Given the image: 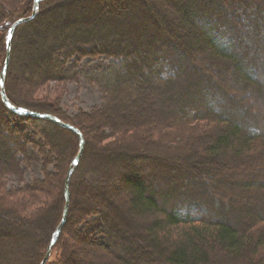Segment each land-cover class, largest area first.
<instances>
[{
    "label": "trees",
    "instance_id": "1",
    "mask_svg": "<svg viewBox=\"0 0 264 264\" xmlns=\"http://www.w3.org/2000/svg\"><path fill=\"white\" fill-rule=\"evenodd\" d=\"M33 6L34 0L19 16L0 0V72L7 54V29L15 20L30 15ZM48 30H59L61 37L51 36ZM39 39L48 47L46 51L32 50L42 69L34 66L31 76L26 71L25 84H21L27 91L47 83H78L77 73L65 68L72 58L105 56L120 62L93 74L91 82L99 86L104 104L87 117L103 138H93L92 148L118 155L123 159L120 168L110 166L107 173L98 170L99 175L86 171L98 169L89 168L91 157L82 166L88 146L86 130L54 111L22 103L10 93L13 81L20 84L13 70L20 45H36ZM201 52L210 53V63L203 60ZM251 69L255 72L250 73ZM235 76L243 88L234 81ZM262 85L264 0L41 1L37 15L15 30L6 91L14 104L54 114L76 126L86 139L71 177L69 214L52 248L59 254L53 264H235L242 256H248L250 264H264V179L260 178L264 174V122H260L264 91H256ZM120 93L139 98L128 114L120 112ZM150 93L155 103L146 102ZM0 107L1 113H11L1 95ZM23 118L50 123L61 134L68 131L77 143L67 166L52 173L47 166L54 159L61 160L47 137L45 145L50 152L23 135L15 136L9 123L0 118V264H5L2 259L5 243L12 239L10 230L21 233L19 237L34 248L36 229L46 225L54 208L56 219L59 211L58 219L33 261L41 263L61 220L65 178L79 149V138L71 130L48 120ZM186 128L190 132L183 140L177 133L186 132ZM109 138L113 139L103 146ZM28 143L40 147L44 170L42 179L24 183L19 157L27 159ZM218 158H224L229 170L211 161L207 170L209 176L222 174V181L209 179L196 166L201 159ZM165 167L183 171L188 179L165 176ZM113 174L127 200L125 211L141 218L144 234L130 233L127 225L121 233L117 226L120 214L112 215L110 202L105 200L85 208L77 206L71 212L75 192L80 191L79 176L85 178V186H93L92 181H108ZM9 175H15L23 185L7 188ZM101 192L95 195L107 193ZM73 214L77 221L67 227ZM93 215L102 219L103 240H96L92 232L77 231L79 223ZM77 244L81 245L79 251L90 257H74ZM218 250L225 256L216 257ZM46 264H51L50 260Z\"/></svg>",
    "mask_w": 264,
    "mask_h": 264
},
{
    "label": "rangeland",
    "instance_id": "2",
    "mask_svg": "<svg viewBox=\"0 0 264 264\" xmlns=\"http://www.w3.org/2000/svg\"><path fill=\"white\" fill-rule=\"evenodd\" d=\"M3 1L5 2L8 8H10L12 11H17L18 15L20 16L23 15V13H25L27 9H29L30 3L33 0H3ZM72 13L73 14L77 13L76 9ZM52 15L54 16L57 14L53 13ZM59 15L60 14H58L57 16ZM62 18L64 19L65 17ZM61 24H64V22H62ZM49 32L51 36L61 37L59 30L56 31L48 30V33ZM40 39L38 40L39 43V44L37 43L38 45L32 43H30L27 47H24L25 43H23V46L20 45L21 52L20 55H18V57L15 60V68L13 69L15 74V80L20 84L16 86L13 81L12 85H10L12 89V91L9 90L10 93L12 92V94L18 99V101L22 103H27L40 109H49L51 111H54L60 114L61 118L66 119L68 121H72L82 126L86 130L88 134V146L84 153V163L82 166H85V161L87 162L91 157V159L89 160L91 162L89 164L90 165L89 168L90 167L98 168V169L91 168V169H87L86 171H95L99 175L100 174L99 171L107 173L106 170L110 169L111 167L114 169L118 168L122 163L121 162L123 160L122 158H120L118 155L115 154H109L108 151L102 152L100 150H96L92 148L93 138L96 139L100 137L101 139L102 136H100L98 130H95L92 127V125L88 123L87 117L92 111H94L96 108L101 107L104 104V95L101 92L99 86L96 83L91 82V78L93 74L106 72L114 65H119L120 62L118 60H115L114 58H107L105 56L86 57L82 60H76V58H72L65 63V68L69 70L70 73L73 72L77 73L79 77L78 83L75 81L47 83V85H43L38 89H31L27 91L24 88H22L23 86L22 84H25L23 76L25 77L27 76L26 71H28V73L31 76V74L33 73L32 68L34 66L38 69H42V67L40 66L41 63L40 58H38L35 54H33L32 50L33 49L36 50L38 48V50L46 51L48 47L47 44L42 45L43 41ZM47 43L50 44L49 39H47ZM200 55L203 56L204 61H207L209 63L211 62V59L209 58L210 56L209 52H201ZM247 63L248 62H246V64ZM224 70L225 72L227 71L226 68ZM254 72H255L254 69L250 70V73H254ZM234 81L236 83H239L241 86L242 82L238 78V76H235ZM244 91L246 90H243V92ZM256 91L258 94L263 93L264 85H262L261 90L256 89ZM137 99L139 98L138 97L135 98L133 95H130V93L129 94L120 93L119 95H117V101L120 100L121 102H123V107H121L122 109L120 112L128 114L129 110L131 109L133 110L132 105L133 103H136ZM153 99L154 96L153 94L150 93L149 100H147L146 102L153 101ZM143 103H145V101ZM0 118L5 120L7 123H9L11 129L13 130V134L15 136L20 137L23 135L25 138L29 140H33L36 144H39L41 148L42 147L44 148V150L50 152V147L48 145H45V138L47 137L49 141L48 143H51L54 150L60 156V157L58 156L59 160H61L60 163V162H56L54 159L53 164L47 166V169L50 172L57 173L59 171L57 170L59 166H60L59 167L60 170L64 169V167L67 166L70 157L75 151L76 143H77L76 137L73 136L70 132L64 131L61 134L60 131H58L57 127L53 126L50 123L43 122L40 120L25 119L22 116H18L16 114H12L8 112L3 114L1 113V107H0ZM260 122L261 124L262 122H264V118L261 115H260ZM192 128H196V126H193ZM189 132L190 130H187L186 128V132L185 131L182 132V130H179L177 134H180V136L184 140V138L187 139L188 137L187 135H189L188 134ZM111 139L110 138L104 139L105 142L102 143V145L104 146V144H108L111 141ZM36 144L28 143L27 159H24L23 157H19L22 162V167L24 169V183H30L35 179L43 178L44 167L42 163V156L40 154V147ZM150 148L153 149V147ZM51 157H54V155H52ZM110 160L112 161L110 162ZM137 161L138 160H136V162ZM209 161L213 162V165H215L216 167L217 166L219 167L223 166V168L228 167L227 163H225L224 161V158L221 159L218 158L215 160L201 159L199 162H197L196 166L204 174L207 173L206 174L207 176H209L210 173V171L207 170V168L211 165ZM102 165H104V168H102ZM82 168L83 167H81V169ZM165 169H166L165 172H163L165 176L182 175L186 178V180L188 179V177L184 174L183 171L179 172L178 170H174V169L169 171L167 170V167H165ZM226 170L228 171L229 169ZM79 173H77L76 176H78ZM76 176L74 177L75 181L77 178ZM209 177H210L209 179L215 178L217 181L224 180V176H222V174L220 173L214 172ZM260 178L264 179V174L260 176ZM77 179L79 180L82 179L81 180L82 182H79V186H78L79 187L78 189L80 191L77 193L75 192L74 195L75 201L73 202V209L71 210V212H73L77 206L80 208H85L89 203L94 202L96 204L98 203V201L103 202L105 200L107 203L110 202L111 206L108 207V210L112 211L111 213L112 215L115 216V213H117L118 215L120 214L118 220L119 219L121 220L119 221L121 224L120 226L119 225L117 226L121 233L123 232L125 225L130 226L129 227L130 233H134L135 235H137V233H141V234L145 233V232L143 233L142 228L139 225L141 218L134 216V214H129L128 211H125L124 207L127 204V200H125V195H123L122 193L123 189L118 186L119 179L117 175L113 174V176L110 178V180L108 179V181L107 180L103 182L92 181L91 183L93 186H85L84 185L85 183H83V181H85L84 177L81 178V176H79V178ZM225 184L229 185L227 184V182H225ZM6 185L7 188L19 187L23 185V182L19 181L15 175H9L6 179ZM101 191L107 193L101 196L95 195L96 192L99 193ZM78 202L80 204H78ZM0 211L2 212L1 207H0ZM55 215H56V211L53 208V210H51L50 212V219H48L46 225L40 230L38 228L36 229V233L34 234V236L36 238L35 243L37 244L34 246V248L30 244H27L28 242H25V239L19 237L21 233L18 234L13 230H10V236L12 239H10V241L8 240L7 243H5L4 247L6 251L4 253V258L2 259L3 260L2 262L5 264H34L33 261L36 252L38 249H40L39 246L43 245L42 242L46 240L48 233L50 232V229L55 224V221L58 219L59 211L57 212L58 215L57 219ZM73 221L74 223L77 221L75 214H73L70 217V220L67 223V227H70L71 224L70 222L73 223ZM103 226L104 225L100 216L93 215L87 220L81 221L77 226V231L83 234H88L92 232L96 240H103V235H101L100 232ZM26 245H28V247ZM77 246H79L77 256L75 255L74 257L83 258L84 255L85 257H90L87 253L85 254L84 252L82 253V251H79L81 245L77 244ZM217 253L215 255L216 257L225 256L223 250H218ZM51 254L52 255L50 256L49 260L50 263L53 264V262L59 257V254L56 249L53 250ZM236 260L237 261L235 262V264H250V262L248 261L251 259H249L248 256H242V258H238ZM251 264H256V263L251 262Z\"/></svg>",
    "mask_w": 264,
    "mask_h": 264
},
{
    "label": "water",
    "instance_id": "3",
    "mask_svg": "<svg viewBox=\"0 0 264 264\" xmlns=\"http://www.w3.org/2000/svg\"><path fill=\"white\" fill-rule=\"evenodd\" d=\"M41 1H44V0H34V6H33L32 13L28 16L21 17V18L15 20L7 29V32H6L7 54H6V58H5L4 64H3L1 72H0V95H1V99L3 101V104L11 113L16 114L18 116H22V117L27 116V117H33V118H37V119H44V120L51 121V122H53V123H55V124H57L63 128L71 130L79 138L78 152H77L76 156L74 157V159H73V161L69 167L66 178H65V187H64L65 205H64L62 217H61L59 224L57 225L54 232L52 233V236H51L50 241L48 243V246L46 248V252H45L44 257L40 263V264H46L49 261V258L51 256L53 246L55 245V243L57 242V240L59 239V237L62 233L63 227L66 223V220H67V217L69 214V207H70V200H71V177H72L73 173L75 172V170H76V168H77V166L81 160V157L84 153V149H85V145H86V139H85L83 133L73 124L63 121L62 119H60L59 117H57L54 114L35 111V110L30 109V108L25 107V106H18L16 104H14L9 99V97L7 95L6 78H7V73H8V69H9L10 60H11L12 40H13L15 30L18 28V26H20L26 22L31 21L37 15L38 10H39V3Z\"/></svg>",
    "mask_w": 264,
    "mask_h": 264
}]
</instances>
